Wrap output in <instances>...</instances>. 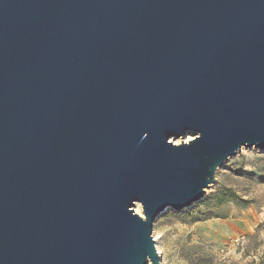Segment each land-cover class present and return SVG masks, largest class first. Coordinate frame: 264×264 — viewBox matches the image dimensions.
Returning <instances> with one entry per match:
<instances>
[{"label":"water","instance_id":"95a60500","mask_svg":"<svg viewBox=\"0 0 264 264\" xmlns=\"http://www.w3.org/2000/svg\"><path fill=\"white\" fill-rule=\"evenodd\" d=\"M241 149L264 0H0V264H159L155 220Z\"/></svg>","mask_w":264,"mask_h":264},{"label":"rangeland","instance_id":"374dc122","mask_svg":"<svg viewBox=\"0 0 264 264\" xmlns=\"http://www.w3.org/2000/svg\"><path fill=\"white\" fill-rule=\"evenodd\" d=\"M262 154L257 149H241L217 171L215 183L199 201L202 203L218 185H225L252 200L247 208L210 202L180 212L166 209L155 220L152 237L159 264H264V185L253 177L230 172L231 161L238 158L243 160V171L252 172L254 164L264 161ZM137 207L134 210L139 214L141 208ZM189 210L196 220L193 223L174 215Z\"/></svg>","mask_w":264,"mask_h":264},{"label":"trees","instance_id":"16d2710c","mask_svg":"<svg viewBox=\"0 0 264 264\" xmlns=\"http://www.w3.org/2000/svg\"><path fill=\"white\" fill-rule=\"evenodd\" d=\"M262 156H264V153L262 154ZM242 161H243L242 158L233 159L230 164L231 165L230 172L234 176H238V177H244V176L253 177L257 183L264 185V161L259 162L258 164H254L252 166L253 168L252 172L243 171L244 165ZM210 202L213 203L215 206H220V207L228 204H234L236 206L247 208L252 204L251 199H244L233 188L227 187L225 185H218L215 191L210 196H208L202 203L197 202L195 203V205L207 206V203ZM192 212H193L192 210H189L184 213L182 212L174 215L176 217L183 218L186 221H189L188 223H193L196 220L193 217Z\"/></svg>","mask_w":264,"mask_h":264},{"label":"bare ground","instance_id":"6f19581e","mask_svg":"<svg viewBox=\"0 0 264 264\" xmlns=\"http://www.w3.org/2000/svg\"><path fill=\"white\" fill-rule=\"evenodd\" d=\"M187 138H188V139H186V141H188V140L192 139V138H190V137H187ZM186 141H185V142H186ZM176 142H177V141H176ZM176 142H175V144H176ZM137 206H138V207H140L138 204H137V205H135V207H137ZM135 207H134V208H135ZM138 207H137V208H138ZM134 212H135V210H134ZM135 213H136V212H135ZM139 215L141 216V215H142V213H139ZM148 264H150V263H148Z\"/></svg>","mask_w":264,"mask_h":264}]
</instances>
